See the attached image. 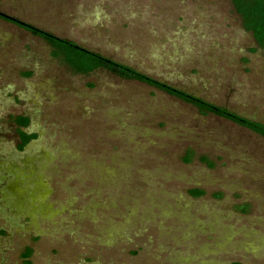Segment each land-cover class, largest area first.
I'll return each instance as SVG.
<instances>
[{
	"label": "rangeland",
	"instance_id": "1",
	"mask_svg": "<svg viewBox=\"0 0 264 264\" xmlns=\"http://www.w3.org/2000/svg\"><path fill=\"white\" fill-rule=\"evenodd\" d=\"M0 11L264 123V48L230 0ZM51 51L0 19V264H264V138Z\"/></svg>",
	"mask_w": 264,
	"mask_h": 264
},
{
	"label": "trees",
	"instance_id": "2",
	"mask_svg": "<svg viewBox=\"0 0 264 264\" xmlns=\"http://www.w3.org/2000/svg\"><path fill=\"white\" fill-rule=\"evenodd\" d=\"M230 1L235 12L241 18L243 28L251 33L259 47L264 48V0ZM0 19L8 21L28 31L33 36L43 39L51 46L52 57L60 59L75 73L87 74L99 69L107 70L119 78L136 81L161 90L170 96L192 105L202 114H212L228 120L264 138V123L261 121L243 116L225 106L210 102L185 89L156 79L135 67L119 62L100 52L88 49L72 40L57 36L1 11ZM13 121L18 128L17 132L20 140L19 147L22 148L26 146L35 135L28 134L22 129L28 126L29 119L27 117L17 116ZM189 192L194 196L203 194V191L198 189H192ZM25 255L28 257L30 255V250H28Z\"/></svg>",
	"mask_w": 264,
	"mask_h": 264
}]
</instances>
